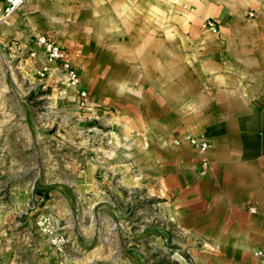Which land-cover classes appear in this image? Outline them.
<instances>
[{
	"label": "crops",
	"instance_id": "0c3cea01",
	"mask_svg": "<svg viewBox=\"0 0 264 264\" xmlns=\"http://www.w3.org/2000/svg\"><path fill=\"white\" fill-rule=\"evenodd\" d=\"M4 22L45 86L63 84L39 35L68 53L88 111L142 144L139 174L199 264L264 263V0H29Z\"/></svg>",
	"mask_w": 264,
	"mask_h": 264
},
{
	"label": "rangeland",
	"instance_id": "374dc122",
	"mask_svg": "<svg viewBox=\"0 0 264 264\" xmlns=\"http://www.w3.org/2000/svg\"><path fill=\"white\" fill-rule=\"evenodd\" d=\"M4 21L0 264H199L194 238L139 174L142 144L60 83L45 86Z\"/></svg>",
	"mask_w": 264,
	"mask_h": 264
},
{
	"label": "built area",
	"instance_id": "2783aa9c",
	"mask_svg": "<svg viewBox=\"0 0 264 264\" xmlns=\"http://www.w3.org/2000/svg\"><path fill=\"white\" fill-rule=\"evenodd\" d=\"M29 0H0L1 5V17L5 19L7 16L12 14L22 5H24ZM246 16L251 17L252 12L246 11ZM207 30L214 33L216 32V26L211 21H206L204 25ZM36 45L41 48V52L43 57L46 59L48 63H53L54 68L60 77L61 83L67 90H72L71 101L74 102L78 108H86L87 107V96L83 91L76 90V86L78 84V75L76 69H74L70 63L68 53L66 50L57 44H55L49 37L45 35H39L36 37ZM31 62H34V55L30 54ZM47 68L43 67L41 69H37L35 74L44 77ZM186 140L188 144L194 148L199 153H204L208 148L209 144L201 138H193L187 137ZM205 163L201 164L202 170L205 169ZM250 211H253L252 209ZM253 256L256 258H260L261 252L256 250L253 252ZM256 264H264L262 262H256Z\"/></svg>",
	"mask_w": 264,
	"mask_h": 264
}]
</instances>
